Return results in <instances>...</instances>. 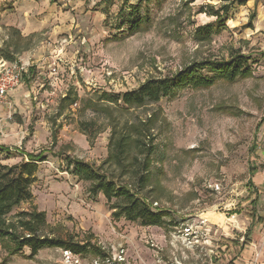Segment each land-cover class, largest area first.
<instances>
[{
  "label": "rangeland",
  "instance_id": "374dc122",
  "mask_svg": "<svg viewBox=\"0 0 264 264\" xmlns=\"http://www.w3.org/2000/svg\"><path fill=\"white\" fill-rule=\"evenodd\" d=\"M130 13L141 20L133 33ZM7 46L25 71L0 104V164L45 158L31 200L11 214L44 212V235L86 251L30 258L0 241V264H235L244 245L264 264V0H0ZM234 53L247 57L246 77L180 86L143 106L102 99ZM135 157L146 158L144 186ZM68 159L137 192L164 223L115 215L120 201L90 193Z\"/></svg>",
  "mask_w": 264,
  "mask_h": 264
},
{
  "label": "trees",
  "instance_id": "16d2710c",
  "mask_svg": "<svg viewBox=\"0 0 264 264\" xmlns=\"http://www.w3.org/2000/svg\"><path fill=\"white\" fill-rule=\"evenodd\" d=\"M150 1V0H147ZM132 18L127 20L128 29L131 33L136 32L141 20L139 15L131 14ZM14 51L9 46L0 48V56L7 61L14 60ZM34 69L29 68L28 74H32ZM205 71L208 74L201 73ZM250 74L247 57L239 53L231 54L228 60H206L195 62L172 77L152 78L146 80L137 89L126 91L117 96L102 98L109 102L120 101L125 106H143L147 103H156L161 97L169 95L174 89L180 86H191L194 88L210 87L215 79L233 81L239 77H246ZM88 124H83L81 130L87 132ZM121 138L116 142L118 153L125 154L126 143ZM136 146L140 142L136 141ZM140 146V145H139ZM149 150L147 153H149ZM28 160L20 164L6 166L0 164V241L8 242L11 247L9 254L15 255L24 248L30 251L29 257L33 258L37 253L45 248H58L70 251L74 254H82L86 251V246L73 242L71 239H62L44 235L46 226V216L41 211H19L11 214L13 209L20 204L30 201L32 193L30 186L34 180V174L38 170V162L45 160L42 154H27ZM132 164L137 167L131 170L138 179V184L143 186L146 183L147 170L146 158L144 162L133 158ZM131 164V165H132ZM133 166V165H132ZM67 171L85 181H91L93 186L90 193L103 194L107 201L116 199L119 202L113 208L118 212L115 215H123L129 221L140 220L142 225H162L164 223V210H152L144 200L138 196L137 192L131 191L126 185L118 184L106 174L100 173L89 163L68 159ZM142 172V173H141ZM247 234H250L248 229ZM248 241V240H247Z\"/></svg>",
  "mask_w": 264,
  "mask_h": 264
},
{
  "label": "built area",
  "instance_id": "2783aa9c",
  "mask_svg": "<svg viewBox=\"0 0 264 264\" xmlns=\"http://www.w3.org/2000/svg\"><path fill=\"white\" fill-rule=\"evenodd\" d=\"M25 68L18 60L0 59V104L6 96L20 85Z\"/></svg>",
  "mask_w": 264,
  "mask_h": 264
},
{
  "label": "crops",
  "instance_id": "0c3cea01",
  "mask_svg": "<svg viewBox=\"0 0 264 264\" xmlns=\"http://www.w3.org/2000/svg\"><path fill=\"white\" fill-rule=\"evenodd\" d=\"M258 233H259V230H257V228H255V230H253V236H252L253 239H256L258 237ZM249 241H247V243ZM243 247H244L243 248L244 250L242 251L240 257H238V259L235 260V264H254L253 262L249 261V260H252L253 256H250V255H251V253H253L252 252L253 249L247 245H244Z\"/></svg>",
  "mask_w": 264,
  "mask_h": 264
}]
</instances>
